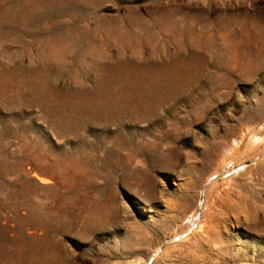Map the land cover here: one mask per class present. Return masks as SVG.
<instances>
[{
	"label": "rangeland",
	"instance_id": "rangeland-1",
	"mask_svg": "<svg viewBox=\"0 0 264 264\" xmlns=\"http://www.w3.org/2000/svg\"><path fill=\"white\" fill-rule=\"evenodd\" d=\"M5 263L264 264V0H0Z\"/></svg>",
	"mask_w": 264,
	"mask_h": 264
},
{
	"label": "bare ground",
	"instance_id": "bare-ground-1",
	"mask_svg": "<svg viewBox=\"0 0 264 264\" xmlns=\"http://www.w3.org/2000/svg\"><path fill=\"white\" fill-rule=\"evenodd\" d=\"M245 146V145H244ZM246 146H248V145H246ZM251 147V146H250ZM250 147H248V148H250ZM243 148V147H242ZM238 150V153H239V149H237ZM234 151V150H233ZM245 151V150H244ZM242 152H243V149H242ZM241 151H240V153H242ZM235 153H237L236 152V149H235ZM245 153V152H244ZM241 155V154H240ZM238 156V155H237ZM242 157V156H241ZM237 160H239V157H238V159ZM210 191V190H209ZM257 193V192H256ZM246 195H247V193H246ZM248 196V195H247ZM239 201V200H238ZM252 206H254V205H252ZM258 208V207H257ZM248 209V208H247ZM255 211H257V210H255ZM238 214V213H237ZM250 218V217H249ZM189 221V220H188ZM203 238V237H202ZM215 243V242H214ZM209 259V258H208ZM4 261V260H3ZM1 263H2V261H1ZM4 263V262H3ZM204 263V262H203ZM6 264V263H5Z\"/></svg>",
	"mask_w": 264,
	"mask_h": 264
}]
</instances>
